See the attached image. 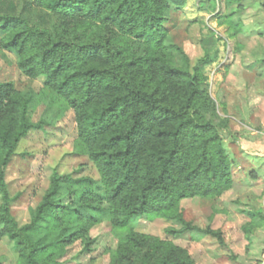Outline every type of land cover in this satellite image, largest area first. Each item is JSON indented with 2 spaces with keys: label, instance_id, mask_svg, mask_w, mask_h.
Returning a JSON list of instances; mask_svg holds the SVG:
<instances>
[{
  "label": "trees",
  "instance_id": "16d2710c",
  "mask_svg": "<svg viewBox=\"0 0 264 264\" xmlns=\"http://www.w3.org/2000/svg\"><path fill=\"white\" fill-rule=\"evenodd\" d=\"M186 0H0V47L20 72L44 80L50 108L73 111L76 146L99 180L54 173L30 221L12 214L6 173L35 124L32 92L0 83V238L13 243L16 264H57L67 248L103 219L120 233L110 264H196L187 249L142 234L135 226L156 216L178 222L174 235L218 238L184 219L182 202L221 198L233 188L231 160L216 106L206 90L202 59L169 41L172 8ZM222 123V122H221ZM72 190L60 197L64 185Z\"/></svg>",
  "mask_w": 264,
  "mask_h": 264
},
{
  "label": "rangeland",
  "instance_id": "374dc122",
  "mask_svg": "<svg viewBox=\"0 0 264 264\" xmlns=\"http://www.w3.org/2000/svg\"><path fill=\"white\" fill-rule=\"evenodd\" d=\"M165 26L169 41L186 53L192 67L211 60L204 67L206 90L216 106L215 124L227 125L223 144L234 184L219 199L181 204L187 222L203 231H220L224 244L206 233L171 234L182 226L156 216L140 219L135 229L187 249L196 264H264V0H186L183 7L170 10ZM0 83H13L17 90L38 96L41 101L31 109L33 123L55 118L45 130L28 134L7 168L12 214L23 227L54 173L72 179L100 177L76 146L73 111L50 108V95L43 97L44 80L24 76L16 55L1 47ZM71 190L64 185L60 197ZM119 241L120 233L103 219L69 246L57 264H110ZM0 264H16L8 238H0Z\"/></svg>",
  "mask_w": 264,
  "mask_h": 264
}]
</instances>
